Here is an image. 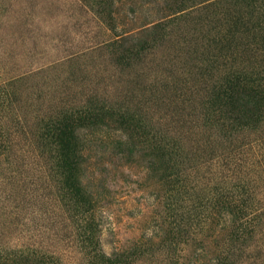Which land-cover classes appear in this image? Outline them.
<instances>
[{
  "label": "rangeland",
  "instance_id": "obj_1",
  "mask_svg": "<svg viewBox=\"0 0 264 264\" xmlns=\"http://www.w3.org/2000/svg\"><path fill=\"white\" fill-rule=\"evenodd\" d=\"M203 1L0 0V264H35L15 260L34 251L92 264L45 145L50 127L85 112L105 111L75 138L107 253L142 241L153 264H212L222 224L191 221L210 190L245 185L264 203V116L242 129L211 106L229 76L264 77L257 13ZM239 11L246 26L231 27ZM254 247L239 264H264V240Z\"/></svg>",
  "mask_w": 264,
  "mask_h": 264
},
{
  "label": "trees",
  "instance_id": "obj_2",
  "mask_svg": "<svg viewBox=\"0 0 264 264\" xmlns=\"http://www.w3.org/2000/svg\"><path fill=\"white\" fill-rule=\"evenodd\" d=\"M228 1L240 11L245 8L248 13H257L256 28L259 29L257 37L264 49V0H204L202 4L209 2L207 3L208 7H212ZM186 10L187 8H182L181 12ZM241 15L243 16L241 17ZM227 22L231 27H244L247 23L242 12L239 13V16H233V20L227 19ZM225 39L226 37L222 40ZM212 104H214L211 105L214 107L212 115L221 113L228 116L227 120L233 126L243 129L245 125L252 123L257 125L264 116V77L260 73L257 77H244L242 74L229 76L217 87ZM104 112L99 111L97 114L85 112L84 115H78L77 118L69 117L61 121L59 125L50 127L46 133L45 145L54 163L56 177L62 192V201L66 202L70 210L73 209L75 217L81 223L79 232L82 237L80 240L82 254L92 264H138L144 261L153 264L159 255L150 252L146 247L147 244L142 241L136 242L131 249H116L112 253L105 251L101 240L104 221L97 215L100 210L99 201L88 193L80 179L78 172L80 144L75 138L76 130L81 122L93 124L101 122V118L105 115ZM129 115L124 113L118 117L123 124L131 129L134 126L133 122L138 123L137 128H143L140 119ZM140 134L142 137L146 135L142 132ZM154 145L155 151H163L165 148L158 140H155ZM160 157L162 159L165 155L160 154ZM177 176L180 177L179 173ZM201 206L199 207L200 211H197L199 208H195L196 212L194 213L197 214L191 221L205 224L208 231H215V226L218 227L222 224L221 228L225 234L223 248L218 247L217 256L213 259L212 264H239L243 252H252L253 248L258 249L254 246L264 240V203L258 200L257 195H254L250 189L247 190L245 185L232 188L216 187L212 191L210 190L206 201L202 200ZM194 213L192 212L193 215ZM209 238L212 240L213 236L211 235ZM178 243L171 242L170 245L179 246L180 241ZM174 252L177 254L178 249L171 250L169 256L171 257ZM259 258L262 259V257ZM15 260L20 263L22 260L23 262L33 260L35 264L56 263L54 257L35 251L27 253V255L19 254ZM184 260L176 255V258L171 259L168 264H191L190 261L185 262Z\"/></svg>",
  "mask_w": 264,
  "mask_h": 264
}]
</instances>
